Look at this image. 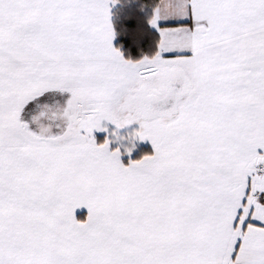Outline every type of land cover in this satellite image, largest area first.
Instances as JSON below:
<instances>
[{
  "label": "snow or ice",
  "instance_id": "1",
  "mask_svg": "<svg viewBox=\"0 0 264 264\" xmlns=\"http://www.w3.org/2000/svg\"><path fill=\"white\" fill-rule=\"evenodd\" d=\"M129 2L0 0V264H264V0Z\"/></svg>",
  "mask_w": 264,
  "mask_h": 264
},
{
  "label": "trees",
  "instance_id": "2",
  "mask_svg": "<svg viewBox=\"0 0 264 264\" xmlns=\"http://www.w3.org/2000/svg\"><path fill=\"white\" fill-rule=\"evenodd\" d=\"M148 0H130L129 3H122L121 5H116L113 8V20H114V24L115 27L117 29L118 35L115 39V43L117 44H121L122 41H124L125 37L120 34V29L122 28V26L124 24H129V25H135L138 21L137 19H132V20H126L125 19V14L127 12H131L133 14L134 17H138L141 18L144 15V11L140 10V5L141 4H147ZM150 37H145L144 40V45L145 48L144 50H147V43L149 41ZM124 50H125V54H129V49L127 47V44H124ZM131 53L132 54H137L138 53V49L133 47L131 49ZM100 140V137H98ZM151 148L149 146H140L137 150V152L133 155L132 159H136L139 158L140 156H142L145 152H151Z\"/></svg>",
  "mask_w": 264,
  "mask_h": 264
},
{
  "label": "crops",
  "instance_id": "3",
  "mask_svg": "<svg viewBox=\"0 0 264 264\" xmlns=\"http://www.w3.org/2000/svg\"><path fill=\"white\" fill-rule=\"evenodd\" d=\"M115 7V6H114ZM114 43H115V41H114ZM138 126V124L136 123V122H134L133 124H132V126L131 127H125L126 128V130H128V129H132V128H135V127H137ZM125 128H123V129H121V131L122 130H125ZM103 131V130H102ZM95 135H96V138H97V142H100V141H102L103 139H104V136H105V132L103 131V132H101V133H95ZM98 137H100V140H99V138ZM117 143V141H113V143H112V146H115V144ZM135 143H136V149L134 148L133 149V151H132V153L130 154L131 155V158L133 157V155L137 152V150H138V148L140 147V146H149L150 148H151V150H153V147H152V144H151V142L149 141V140H143V141H141V140H136L135 141ZM122 151H123V148H122ZM122 160L125 162V163H127L128 162V159H129V154L128 153H123V155H122ZM84 211H86V210H80V209H77V215L79 216V217H81L82 218V216H83V212Z\"/></svg>",
  "mask_w": 264,
  "mask_h": 264
},
{
  "label": "rangeland",
  "instance_id": "4",
  "mask_svg": "<svg viewBox=\"0 0 264 264\" xmlns=\"http://www.w3.org/2000/svg\"><path fill=\"white\" fill-rule=\"evenodd\" d=\"M134 123V122H133ZM132 123V124H133ZM132 124L131 125H128L127 127H131L132 126ZM111 127H113L111 124H110V122H109V128H111ZM131 130L130 129H128V130H126V128H125V130H122L121 132L126 136L127 135V133L128 132H130ZM101 132H103L102 130H94V133H101ZM123 143L124 144H127L128 143V140L127 139H124L123 140ZM135 149H136V147H135Z\"/></svg>",
  "mask_w": 264,
  "mask_h": 264
}]
</instances>
